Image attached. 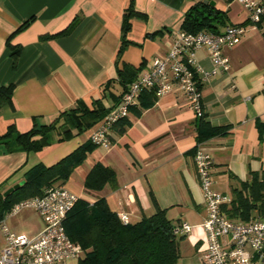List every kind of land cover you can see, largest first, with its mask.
<instances>
[{
  "label": "crops",
  "instance_id": "obj_1",
  "mask_svg": "<svg viewBox=\"0 0 264 264\" xmlns=\"http://www.w3.org/2000/svg\"><path fill=\"white\" fill-rule=\"evenodd\" d=\"M199 2L226 14L215 31L231 24L246 27L241 41L224 49L229 70L206 74L201 83L206 120L228 127L225 134L200 143L212 159L214 188L232 198L244 183L262 181L264 21L257 26L248 23V11L236 0H133L136 15L126 33L122 16L130 0H0V88L13 85L11 101L0 104V134L9 127L22 133L51 125L78 101L90 108L99 103L109 112L125 85L145 71L153 57L167 53L173 32ZM72 22L73 28L60 34ZM195 56L205 71L212 68L205 47ZM148 95L129 109L121 132L114 128L110 144L95 146L62 186L90 203L104 198L130 223L155 211L152 194L168 218L190 225L184 240L200 258L180 257L177 264H199L206 209L191 152L198 119L175 86L168 94ZM64 121L61 117L57 123ZM98 124L70 128V134L58 140L66 123L50 131V144L40 151H12L0 143V190L21 184L25 172L37 163L50 166L73 152L90 139ZM98 162L114 172V182L101 190L87 189L85 176ZM18 214L8 217L7 225L12 232L25 234L19 230ZM42 228L43 222L28 236ZM3 246L4 237L0 249Z\"/></svg>",
  "mask_w": 264,
  "mask_h": 264
},
{
  "label": "built area",
  "instance_id": "obj_2",
  "mask_svg": "<svg viewBox=\"0 0 264 264\" xmlns=\"http://www.w3.org/2000/svg\"><path fill=\"white\" fill-rule=\"evenodd\" d=\"M248 11V23L257 26L264 21V0H236ZM244 24L227 25L222 31L202 30L197 33L178 29L167 53L151 59L146 70L130 82L118 103L99 121L90 140L97 146L109 145L112 126L125 117L139 101L145 89L165 95L177 87L196 116L203 110L201 83L206 74L226 72L230 68L224 49L239 43L244 36ZM205 47L212 68L205 71L196 60V51ZM197 180L202 190L206 217L202 223L205 248L202 264H264V219L241 220L229 216L231 197L214 188L212 159L198 143L193 154ZM80 197L62 185L48 187L40 196L16 203L0 221L4 246L0 249V264H67L78 260L83 250L65 231L64 221ZM33 209L40 216L43 228L34 237L12 232L6 218L23 209ZM127 223L126 214H119ZM190 225L180 223L175 229L186 234Z\"/></svg>",
  "mask_w": 264,
  "mask_h": 264
},
{
  "label": "trees",
  "instance_id": "obj_3",
  "mask_svg": "<svg viewBox=\"0 0 264 264\" xmlns=\"http://www.w3.org/2000/svg\"><path fill=\"white\" fill-rule=\"evenodd\" d=\"M133 7V0H130L122 16L124 33L130 28L131 17L136 15ZM225 15L214 6L199 2L186 12L180 29L191 33L202 30L215 31L216 24L224 23ZM27 23L20 26L18 30ZM74 23L72 22L60 34L69 32ZM16 52L12 54L15 56ZM129 83L125 85V89ZM12 90V84L3 85L0 88V104L11 101ZM145 91H149L148 94L155 93L154 89H145L140 93L139 101L148 95H143ZM107 112L108 109H104L99 103L90 108L82 101H78L75 106L63 111L51 125L33 127L22 133L9 127L4 134H0V143L12 151H40L50 144V131L59 130L61 126L68 123L67 128L62 131L63 135L58 139L64 140L70 134V128L77 130L89 128L100 121ZM126 116L113 124L112 131L114 128H118V132L123 130L127 124ZM61 117H64L66 121L58 124ZM197 119L196 145L209 137L223 135L228 130L227 126H212L206 120L204 110ZM196 145L191 151L192 154L195 152ZM95 146L97 145L89 139L53 165L45 166L37 163L25 172L22 184L15 190L6 196L0 190V221L16 203L40 196L54 184H64L73 170L85 160ZM114 178V172L98 162L86 174L84 186L90 190H101L105 184L113 183ZM151 198L155 211L148 216L144 215L134 223L122 222L119 213L112 211L102 197L92 203L79 198L64 221L69 238L79 243L83 250L77 264H177L180 258L179 241L185 238V234L175 232L180 223H175L168 218L166 209L159 207L152 194ZM227 209L229 216L241 220L264 219V179L251 185L244 183L242 189L235 190ZM253 212L257 215L251 216Z\"/></svg>",
  "mask_w": 264,
  "mask_h": 264
},
{
  "label": "rangeland",
  "instance_id": "obj_4",
  "mask_svg": "<svg viewBox=\"0 0 264 264\" xmlns=\"http://www.w3.org/2000/svg\"><path fill=\"white\" fill-rule=\"evenodd\" d=\"M234 2H233V4H234L233 6H237L238 4L234 3ZM18 215L21 216V218L18 220V225L20 227L19 230L24 232L26 235L32 234L38 228L40 223H42L40 216L33 209H29V208L23 209L19 212ZM255 215H257V213H255V212H253L251 214V216H255ZM6 224H7V218H6ZM2 238H3V234L0 230V241ZM179 250H180L181 260L183 259V260H194V261H196L195 260L196 258H200V255L198 252H196L195 248H190L184 239L179 241ZM181 260L180 261L178 260V262L181 263ZM199 261L201 262V259H199ZM200 262H199V264H200ZM67 264H77V261L71 260ZM201 264H202V262H201Z\"/></svg>",
  "mask_w": 264,
  "mask_h": 264
},
{
  "label": "water",
  "instance_id": "obj_5",
  "mask_svg": "<svg viewBox=\"0 0 264 264\" xmlns=\"http://www.w3.org/2000/svg\"><path fill=\"white\" fill-rule=\"evenodd\" d=\"M21 184H22V183H21ZM19 185H20V184L15 185L14 187H12V188L6 190V191L3 193V195H4V196L8 195L10 192H12L13 190H15Z\"/></svg>",
  "mask_w": 264,
  "mask_h": 264
}]
</instances>
